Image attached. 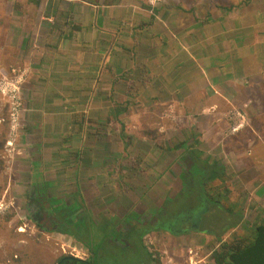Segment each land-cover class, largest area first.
I'll return each mask as SVG.
<instances>
[{
    "label": "crops",
    "instance_id": "0c3cea01",
    "mask_svg": "<svg viewBox=\"0 0 264 264\" xmlns=\"http://www.w3.org/2000/svg\"><path fill=\"white\" fill-rule=\"evenodd\" d=\"M3 1L7 0H0V15L5 17L0 51H15L24 65L29 64L23 57L31 56L33 67L23 95L24 139L28 152L41 141L45 193L64 203L76 202L74 195L81 191L92 194L90 218H99L100 225V216L118 209L116 217L107 218L114 217L107 225L119 233L131 226L125 220L129 211L137 209L134 219L144 223L167 212L168 203L161 205L171 190L164 159L193 158L223 169V175L208 184L227 180L229 190L217 187L218 197L211 201L226 214L239 215L235 226L242 224L243 216L236 204H225L224 192L239 206L246 205L248 194L258 205L264 201V134L252 124V113L264 111V0L213 5L202 11L193 0L189 4L161 0L157 7L145 0H12L10 9ZM115 104L122 106L117 110ZM170 112L177 115L172 117L174 123L163 116L157 127H149L158 122L155 113ZM228 114L237 120L232 126ZM240 114L251 115L253 131L250 125L238 126L243 123ZM172 126L176 133L171 135ZM137 127L143 134L131 132ZM139 147L143 154H138ZM124 151V156H136L147 164L153 180L147 179L146 170L142 173L145 198L141 186L134 190L129 185L124 192L112 179L115 162L121 161ZM29 165L33 196L40 176H35L31 161ZM186 190L184 185L181 195ZM121 194V201H115ZM113 202L116 207L110 206ZM77 206L83 217L90 212L85 205ZM248 206L253 208L252 203ZM261 206L264 210V203ZM106 207L104 214L99 211ZM72 216L62 217L75 235L54 231L79 245L74 247L83 257H75L86 259L91 254L81 249L74 229L80 230L83 217ZM142 236V245L150 238L159 249L178 237L159 236L158 230L149 229ZM183 239L187 247L210 240H200L192 231ZM146 252L158 264L153 250Z\"/></svg>",
    "mask_w": 264,
    "mask_h": 264
},
{
    "label": "rangeland",
    "instance_id": "374dc122",
    "mask_svg": "<svg viewBox=\"0 0 264 264\" xmlns=\"http://www.w3.org/2000/svg\"><path fill=\"white\" fill-rule=\"evenodd\" d=\"M145 1H147V4L157 7L158 5L156 3L161 0ZM177 1L181 0H174V2ZM183 1L186 4L192 2L191 0ZM193 1L194 4H199L201 6L202 11L213 5H235L245 0ZM3 3L5 9H10V5L14 2L12 0H7L6 4L4 1ZM149 13L152 14V11H149ZM4 18L3 15H0V30L4 25ZM15 53V51L12 54H9V52L2 53L0 51V264H54L57 257L63 254L83 257L81 252L74 247H78L79 245L74 243L71 244L69 238L64 237L62 234L58 235L54 230H50V225H44L45 228L41 229L33 222L32 218L36 215H34L35 211L32 209L29 199L32 195V182L29 177L31 174V172H29L31 171L29 162L31 161L32 167L33 158L30 151L28 152L27 150V142L24 139L26 126L22 117L25 109L23 99V95L26 91L25 83L27 82V76L31 73L33 66L31 65L32 61L29 54L23 57V60L27 61L29 65H24V62L17 59ZM5 55L7 57L4 58ZM10 55L11 57L9 58ZM133 103L137 104V102ZM259 113L258 115L252 113V124L259 130L261 129L259 134H264V111H259ZM163 114L155 113L154 118H157L158 122L157 124L153 123V125L148 124L149 127H157L160 118L163 116L164 119L170 123L176 121L174 119H176L177 115H173L171 112L170 115ZM228 116L231 118L228 123L232 126L237 120L233 117V114H228L227 118ZM250 116L251 115H241L243 125L240 124L238 126L243 127L250 125L248 128H251ZM163 126L165 128V125ZM125 128L127 130L128 127L125 126ZM235 129V131L238 130L237 127ZM124 130L123 128V131ZM138 130H140L138 127L131 128V132ZM230 131H232V127ZM174 132L176 133L175 126L170 127V132L168 134L172 135ZM137 133L143 134L142 130ZM164 133L165 131L163 134ZM36 142L40 145L39 147L42 148L41 141L38 140L34 143ZM144 151L142 147H139V151L137 152L138 154H143L142 152ZM122 154L121 161L115 162V169L113 170L115 175L112 174L113 181L117 182L120 189L124 192L128 190L129 185L134 190L141 186L143 188L141 191L144 192V187L147 188V182L142 173L145 170L147 171V164H144L143 161L141 163V160L139 158L137 159L136 156L131 158L124 156L126 155V151ZM39 155L41 159H43V155L45 154H42L40 151ZM170 162L171 161L165 162L164 159L162 163L168 168L167 172L169 177L167 189H171L166 198L168 201H162L161 203V205L168 203L166 205L167 216L165 217V214H161L159 215L161 218L150 219L147 223H144V221L141 222L139 219L135 221L134 216H138L137 209L129 211L128 214L125 213L126 210L122 211L123 214H126L125 220H127V224L131 223V226L124 227L123 231L121 229L119 233H115V231L113 233L111 231L112 227H108L111 226V224L106 225L104 230H102L99 224L96 227L91 223L92 219H89V215H92V211L88 203L90 204V201H92H89L93 196L92 194L91 197L89 194H85V192L82 191L76 195L72 194L75 196V200L79 202V205H85L90 208V214L85 218V225L80 230H76V233L79 240L83 243L81 249H87L90 254H94L92 252L95 251L94 258L96 264H155V262L152 263L151 257L147 256V249L153 250L158 264H182L185 257V262L189 264H215L212 259V253L220 248L219 242L225 241L230 243L236 239L246 240L252 237V228L259 223L260 219L264 216V210L261 206L264 201L261 202L260 200V204L258 205L255 202L256 199L248 194L249 199L246 205L239 206L236 202L229 201L228 198L233 196H230L228 191L224 192V194H222L224 196L223 199L227 198L223 200L225 204L233 206L236 204V209L243 216L244 221L242 224L235 226L239 215L226 214L210 201L201 199L200 193L198 189H196V187L198 188L199 186L200 180H202L201 178H207L213 175L215 169L211 168L202 172L200 170L201 166L198 167L200 162L194 163V161L188 158ZM38 170L42 173L43 165H41ZM147 173L150 175L147 179L150 181L153 180L150 171H147ZM195 180L196 185L193 186ZM211 183H207L205 186V191L208 193L210 199L218 197V192L215 191H217V187L219 186L229 190V181L227 180L225 184L219 180L213 181V184ZM184 185H187L188 193L180 198L179 196L182 194ZM191 186H193V188ZM191 191L193 194L192 197L188 196ZM122 196L123 194H121L120 199H115V201H121ZM146 196L147 193L144 192L142 198ZM62 197H65V195L62 194ZM169 200L175 201L170 202ZM188 200L193 201L194 205L188 207ZM250 203L253 204V208L251 209L248 206ZM115 204L116 202H113L110 206L116 207ZM106 209L107 207L99 209V211L104 214ZM143 209L144 208H141L140 210ZM77 211L75 213H77ZM110 211L109 216H100L101 223H104V221H111L119 212L118 209H110ZM113 214V218L107 219ZM193 217L194 219H192ZM192 220H195L194 224H191ZM134 221L135 223L132 225ZM97 222H99V218ZM192 226L194 229H189ZM233 226L235 227L233 228ZM228 228L233 229H230L227 234L226 230H228ZM147 229L158 230L159 236L168 235L170 237H178L170 243L164 242V244H162V242L161 244L164 247L162 249H159V246H153L152 239H145L143 240V245L147 247L146 249L143 247L141 239ZM190 231L199 235L200 240H202L203 237H209L210 240L206 242L207 244L187 247V241H184L183 238L184 235H187ZM222 234H226L225 238H221V241L212 244V241L215 239L218 240L219 236ZM137 249L138 251L134 252V250ZM189 257L191 258L188 259Z\"/></svg>",
    "mask_w": 264,
    "mask_h": 264
},
{
    "label": "trees",
    "instance_id": "16d2710c",
    "mask_svg": "<svg viewBox=\"0 0 264 264\" xmlns=\"http://www.w3.org/2000/svg\"><path fill=\"white\" fill-rule=\"evenodd\" d=\"M118 106H122V104H117ZM116 106L117 110L119 109L118 106ZM118 112V111H117ZM109 115H112L111 110H108ZM120 114V113H119ZM40 145L37 143L33 146L32 149H30V153L32 154V162H33V172H36L35 176L38 177L40 176V181L37 179L34 185L35 189V195L31 196L30 202L34 206L36 217H33V222L34 224L43 229L45 228L44 225H50L51 228L50 230H57L62 233H66L67 235H70L68 232H71L73 235V231H71L72 226L68 225L66 223V219L62 217L63 215L69 214L70 217L74 218L72 215H77V217H83L81 216L82 211L78 213V201L74 199L73 203H64L61 199H58L56 195L50 194V192L45 193V188L48 183H43L41 181V172L38 170V168L42 165L41 162V157L39 155L40 153ZM77 158H80L81 156L76 154ZM83 157V156H82ZM83 160V159H80ZM194 163L200 162L197 159H193ZM83 162H85L83 160ZM200 170L204 172L207 169H215V173L209 177L201 178L199 182L198 189L201 199H205L207 201H211L208 196V193L205 191V186L207 183L215 178L221 177L223 175V169L220 166H217V164L214 165H209L205 161H201L198 165L200 167ZM196 185V180L195 184ZM193 186H191L193 188ZM50 187V186H49ZM50 189H48L49 191ZM188 193V188L187 190L183 193L184 196ZM188 196H193L192 191L189 192ZM171 202H174L172 200ZM188 207L193 206L194 202L188 200ZM211 203L214 204V202L211 201ZM80 209V208H79ZM78 209V210H79ZM77 211V213H75ZM162 211H166L165 208H162ZM62 212V216L60 213ZM87 212L85 211L86 214H84V217L82 218L81 225L77 226V229H81L85 225V218L88 216ZM165 217L167 216V212L164 213ZM161 218L157 217L156 219ZM53 219H58L60 222H51ZM90 219V216H89ZM194 219V218H192ZM68 220V219H67ZM94 221V222H93ZM48 223V224H45ZM91 223L95 225L96 227L98 226L99 222L96 220H92ZM108 222L101 223L99 227L104 230L105 226L107 225ZM193 224V220L191 222ZM110 227V226H108ZM69 228V229H68ZM74 228V227H73ZM75 232H76V228ZM189 229H194V227H190ZM68 231V232H67ZM112 231V230H111ZM114 233V231H112ZM71 236V235H70ZM220 237V236H219ZM221 241V240H220ZM220 243V248L218 250H215L212 253V259L215 264H264V216L260 219V222L254 225L252 228V237L249 239H244V240H234L231 241L230 243L227 242H219ZM83 244V243H82ZM92 253L95 254V251ZM94 254H91L90 257L86 259H79L71 255H60L57 260L55 261L54 264H96Z\"/></svg>",
    "mask_w": 264,
    "mask_h": 264
},
{
    "label": "flooded vegetation",
    "instance_id": "af4514ba",
    "mask_svg": "<svg viewBox=\"0 0 264 264\" xmlns=\"http://www.w3.org/2000/svg\"><path fill=\"white\" fill-rule=\"evenodd\" d=\"M32 205V204H31ZM32 209L34 210V207H33V205H32ZM35 211V210H34ZM36 217V216H35Z\"/></svg>",
    "mask_w": 264,
    "mask_h": 264
},
{
    "label": "built area",
    "instance_id": "2783aa9c",
    "mask_svg": "<svg viewBox=\"0 0 264 264\" xmlns=\"http://www.w3.org/2000/svg\"><path fill=\"white\" fill-rule=\"evenodd\" d=\"M152 244V243H151Z\"/></svg>",
    "mask_w": 264,
    "mask_h": 264
}]
</instances>
